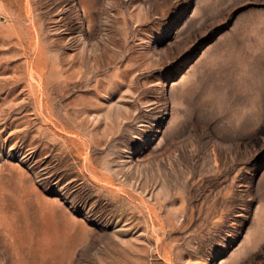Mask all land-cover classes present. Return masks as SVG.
Instances as JSON below:
<instances>
[{"label": "rangeland", "instance_id": "obj_1", "mask_svg": "<svg viewBox=\"0 0 264 264\" xmlns=\"http://www.w3.org/2000/svg\"><path fill=\"white\" fill-rule=\"evenodd\" d=\"M0 264H264V0H0Z\"/></svg>", "mask_w": 264, "mask_h": 264}]
</instances>
